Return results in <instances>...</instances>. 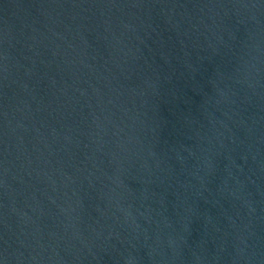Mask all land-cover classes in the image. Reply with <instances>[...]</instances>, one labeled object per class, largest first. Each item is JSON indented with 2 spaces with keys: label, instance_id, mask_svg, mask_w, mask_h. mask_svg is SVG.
<instances>
[{
  "label": "water",
  "instance_id": "water-1",
  "mask_svg": "<svg viewBox=\"0 0 264 264\" xmlns=\"http://www.w3.org/2000/svg\"><path fill=\"white\" fill-rule=\"evenodd\" d=\"M0 264H264V0H0Z\"/></svg>",
  "mask_w": 264,
  "mask_h": 264
}]
</instances>
